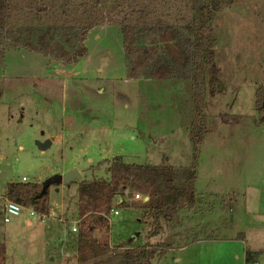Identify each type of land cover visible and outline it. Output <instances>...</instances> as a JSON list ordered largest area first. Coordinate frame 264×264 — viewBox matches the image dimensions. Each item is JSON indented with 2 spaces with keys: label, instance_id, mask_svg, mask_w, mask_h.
Returning <instances> with one entry per match:
<instances>
[{
  "label": "rangeland",
  "instance_id": "obj_1",
  "mask_svg": "<svg viewBox=\"0 0 264 264\" xmlns=\"http://www.w3.org/2000/svg\"><path fill=\"white\" fill-rule=\"evenodd\" d=\"M214 30L225 91L205 111L195 207L179 213L178 226L148 240L140 212L116 208L111 215L114 246L174 242L175 249L152 264H246V252L258 254L252 264H264V110L255 105L256 91L264 90V0H233ZM86 46L88 57L74 65L48 63L27 51H11L0 64V243L6 264H57L59 249L67 256L61 264H75L71 228L77 220L76 182L50 188L47 225L3 212L6 184L23 178L43 183L73 169L82 181L103 178L114 157L136 165H193L191 90L174 81L126 80L117 27L94 29ZM32 224L56 226L47 246L24 245L31 234L17 226Z\"/></svg>",
  "mask_w": 264,
  "mask_h": 264
},
{
  "label": "trees",
  "instance_id": "obj_2",
  "mask_svg": "<svg viewBox=\"0 0 264 264\" xmlns=\"http://www.w3.org/2000/svg\"><path fill=\"white\" fill-rule=\"evenodd\" d=\"M232 1L0 0V64L11 51H27L48 63L74 65L88 57L91 31L117 27L126 80L180 82L192 93L190 168L127 164L114 157L107 162L105 177L76 182V264H152L175 249L174 242L167 241L111 247V212L116 208L140 212V222L149 227L148 240L178 226L179 213L195 207L196 162L207 131L205 111L225 91L215 22ZM255 97L260 113L264 90L258 89ZM260 121L264 126V117ZM51 187L59 186L45 190L38 182L8 183L4 198L49 217ZM135 196L141 200L134 201ZM255 255L246 252V264L256 263ZM6 261L7 249L0 243V264Z\"/></svg>",
  "mask_w": 264,
  "mask_h": 264
},
{
  "label": "crops",
  "instance_id": "obj_3",
  "mask_svg": "<svg viewBox=\"0 0 264 264\" xmlns=\"http://www.w3.org/2000/svg\"><path fill=\"white\" fill-rule=\"evenodd\" d=\"M16 79V78H15ZM136 211V210H135ZM77 212V211H76ZM50 215V214H49ZM76 215V214H75ZM26 217V216H25ZM51 217V216H50ZM49 217V218H50ZM48 218V217H47ZM39 219V218H38ZM26 220L27 221H33V219L31 220V218H29V217H26ZM40 221V220H39ZM59 222H61L62 223V221L59 219ZM40 223L41 224H43V225H47V221L45 222V223H42L41 221H40ZM18 228H20V227H23V228H25V230L26 231H28V232H30V243H28L26 240H24V245H29L30 246V244H32V243H35L36 244V246H37V248L39 249V246L37 245V244H39V245H41V243H40V241L41 242H43L44 244H46V242H49L50 241V237H49V235H50V233H51V235H52V231H53V229H54V227H56V226H53V225H51V226H40L39 228L40 229H38V228H36V226H34V224H32V225H25V226H17ZM73 228H76L77 229V222L76 221H74V224H73V226H72V228H71V232H72V234H75L74 236H72L74 239H75V245H76V232H73L72 231V229ZM30 229V230H29ZM66 241V240H65ZM64 242V241H63ZM62 243V242H61ZM60 243V244H61ZM110 246H114L112 243H111V241H110ZM46 246H47V244H46ZM76 248V247H75ZM26 250L27 251H29V249L28 248H26ZM46 250L47 249H45L44 250V252L46 253ZM54 254H56V257L58 258V260H57V264H61L62 263V261L64 262L65 260H67V256L65 255V253L64 252H62L60 249L57 251V252H54ZM71 259H73L74 260V262H75V260H76V257H75V253H74V255H73V257L71 258ZM180 260V258H175V261H179ZM48 262H49V264H52V263H54V261L53 260H48ZM75 264H76V262H75Z\"/></svg>",
  "mask_w": 264,
  "mask_h": 264
},
{
  "label": "built area",
  "instance_id": "obj_4",
  "mask_svg": "<svg viewBox=\"0 0 264 264\" xmlns=\"http://www.w3.org/2000/svg\"><path fill=\"white\" fill-rule=\"evenodd\" d=\"M27 180L25 178L22 179V182H26ZM135 199H140L139 196H135ZM2 211L12 217H18L21 215H25L29 218L37 217L42 223H45L47 221V217L45 215H38L32 208H25L22 207L14 202L8 201L6 198L3 199L2 204ZM118 213L116 210H112L111 215L116 216ZM111 216V217H112ZM73 232H77L76 228L72 229Z\"/></svg>",
  "mask_w": 264,
  "mask_h": 264
},
{
  "label": "water",
  "instance_id": "obj_5",
  "mask_svg": "<svg viewBox=\"0 0 264 264\" xmlns=\"http://www.w3.org/2000/svg\"><path fill=\"white\" fill-rule=\"evenodd\" d=\"M49 144L50 143L47 142L46 146H48ZM81 178V174L76 169H73L72 171H69L64 175H58L48 178L43 182V188L46 190L50 186L69 187L71 184L81 181Z\"/></svg>",
  "mask_w": 264,
  "mask_h": 264
}]
</instances>
